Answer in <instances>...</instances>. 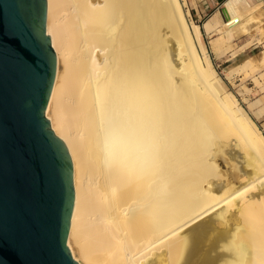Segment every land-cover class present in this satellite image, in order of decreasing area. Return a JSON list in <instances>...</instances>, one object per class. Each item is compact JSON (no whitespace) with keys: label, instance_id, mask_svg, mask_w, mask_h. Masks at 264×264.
<instances>
[{"label":"bare ground","instance_id":"6f19581e","mask_svg":"<svg viewBox=\"0 0 264 264\" xmlns=\"http://www.w3.org/2000/svg\"><path fill=\"white\" fill-rule=\"evenodd\" d=\"M47 3L57 72L46 115L73 160L74 257L264 264V131L223 85L192 21L199 51L181 0ZM260 4L227 0L206 22L216 53L262 33ZM258 66L264 53L231 71Z\"/></svg>","mask_w":264,"mask_h":264},{"label":"water","instance_id":"95a60500","mask_svg":"<svg viewBox=\"0 0 264 264\" xmlns=\"http://www.w3.org/2000/svg\"><path fill=\"white\" fill-rule=\"evenodd\" d=\"M47 0H0V264H81L74 167L46 115L57 72Z\"/></svg>","mask_w":264,"mask_h":264},{"label":"rangeland","instance_id":"374dc122","mask_svg":"<svg viewBox=\"0 0 264 264\" xmlns=\"http://www.w3.org/2000/svg\"><path fill=\"white\" fill-rule=\"evenodd\" d=\"M226 1L227 0H186L185 2V0H181V3L186 19L193 31L194 40L199 51L202 53V47L200 44L201 39L205 48L209 52L210 58L217 70L220 80L223 82V85L236 95L241 102V105L256 121L260 129L264 131V112L258 114L259 109L264 106V66H258L256 73L248 76H245L243 73L232 74L231 71L244 61L245 56H247L246 58L253 60L255 64H259V59L264 53V17L260 16L262 12L261 5L255 14L262 19L260 23L262 33L257 29H254L253 40L250 39L252 41L248 45H246L248 42V35L235 37L231 46L216 53L211 46V40L216 36V32H208L206 30V22L211 20L217 12H221L223 15ZM198 2L201 10L206 14L205 17H199L192 11V6L197 5ZM188 9H190V12H188ZM192 21L199 25L201 32L200 39L194 33ZM203 29H205L206 34L203 32ZM255 40H258L260 43L257 47L253 46ZM261 73H263V76ZM254 76H258L257 81L254 79Z\"/></svg>","mask_w":264,"mask_h":264},{"label":"crops","instance_id":"0c3cea01","mask_svg":"<svg viewBox=\"0 0 264 264\" xmlns=\"http://www.w3.org/2000/svg\"><path fill=\"white\" fill-rule=\"evenodd\" d=\"M254 2H260L261 1V10H262V12H261V14H260V16L261 17H264V0H253ZM192 11L194 12V13H196L199 17H205L206 16V14H205V12L204 11H202L201 10V7H200V5H199V2L197 3V5H193L192 6ZM210 18V17H209ZM209 18H207V19H209ZM204 25V24H203ZM203 32L206 34V31H205V29H203ZM258 44H260L259 42H258V40H255V42H254V45L253 46H255V47H257V45ZM242 54V53H241ZM247 56H245L244 58H246ZM243 58V59H244Z\"/></svg>","mask_w":264,"mask_h":264}]
</instances>
